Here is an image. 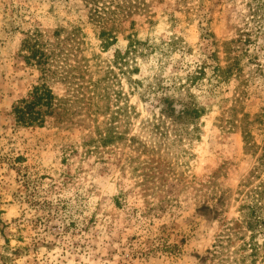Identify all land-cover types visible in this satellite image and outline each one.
Segmentation results:
<instances>
[{"label":"rangeland","instance_id":"374dc122","mask_svg":"<svg viewBox=\"0 0 264 264\" xmlns=\"http://www.w3.org/2000/svg\"><path fill=\"white\" fill-rule=\"evenodd\" d=\"M103 1L0 0V264H231V241L218 253L213 246L241 219L245 192L262 175L254 169L264 117L250 125L253 149L240 124L263 112L264 83L244 88L230 77L192 87L207 106L197 139L185 133L190 125L160 113L151 85L211 62L212 51L224 64L222 44L253 27L249 7L264 0H114L104 21L115 41L105 48L92 20ZM35 28L50 40L76 29L71 62L84 80L103 78L102 87L127 94L135 109L115 145L95 147L93 123L81 113L71 122L53 114L42 126L15 121L13 103L39 76L20 50ZM128 36L140 41L137 71L122 75L111 61ZM256 40L264 63V34ZM52 90L64 94L59 83Z\"/></svg>","mask_w":264,"mask_h":264},{"label":"trees","instance_id":"16d2710c","mask_svg":"<svg viewBox=\"0 0 264 264\" xmlns=\"http://www.w3.org/2000/svg\"><path fill=\"white\" fill-rule=\"evenodd\" d=\"M113 1L104 0L102 6H96L95 13H92V20L99 28L101 27L98 36L102 38V48L115 41L113 29L111 27L106 29V21H104V16L110 10ZM249 9L252 11L253 27L241 28L235 38L222 44L224 64L212 51L209 54L211 62L197 60L192 67L186 69L184 75L172 77L169 85H161L158 79L152 85L148 84L152 86L153 92L158 94L160 113L168 114L184 125H190L191 129L184 131L191 139L199 138V120L207 111V106L198 100L192 87L198 88L203 84L214 87L230 77L239 78L244 88L258 77L262 79L261 83H264V63L258 61L255 51L256 38L264 34V1L254 6L250 5ZM57 33L55 32L54 39L50 40L40 29L35 28L26 34L21 43L23 59L39 72V76L27 96L13 103L12 113L15 121L24 126H42L46 122V117L53 114L61 121L71 122L76 113H81L80 115H84L93 123L95 137L91 140L95 143V147L115 145L123 139L122 127L129 123L135 107L129 103L124 91L117 92L109 86L102 87L103 78L84 80V76L78 70L81 66L71 62L79 49L76 29H71L62 37ZM139 43V40L128 36L126 49L114 52L111 69L117 67L122 75L137 71L134 57ZM244 66L249 67L246 77H243ZM85 68L87 65H84ZM53 83L64 86L62 96L58 97L54 94ZM134 83L141 82L134 81ZM241 93H247V89L242 90ZM111 94L114 95V103L111 102ZM238 99L236 98V102ZM234 109L235 106L231 111ZM262 111L253 120H249L246 115L241 119L243 140L248 149H253L255 145L250 125L253 121L262 122L264 107ZM100 116L104 117L103 121L99 120ZM154 128L158 129L157 126ZM256 155L254 173L258 174L262 170V175L258 178L257 184L245 192L244 203L238 210L241 219L231 221L221 240L213 246V254L218 253V248L223 247L224 241L226 243L231 241L233 247L231 264H264V143L261 151ZM247 183L248 180L243 185ZM237 240L239 243L235 245Z\"/></svg>","mask_w":264,"mask_h":264}]
</instances>
